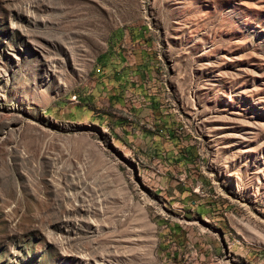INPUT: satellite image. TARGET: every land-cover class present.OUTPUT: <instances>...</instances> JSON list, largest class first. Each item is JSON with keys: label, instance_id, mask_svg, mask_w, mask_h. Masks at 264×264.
<instances>
[{"label": "rangeland", "instance_id": "rangeland-1", "mask_svg": "<svg viewBox=\"0 0 264 264\" xmlns=\"http://www.w3.org/2000/svg\"><path fill=\"white\" fill-rule=\"evenodd\" d=\"M0 264H264V0H0Z\"/></svg>", "mask_w": 264, "mask_h": 264}]
</instances>
